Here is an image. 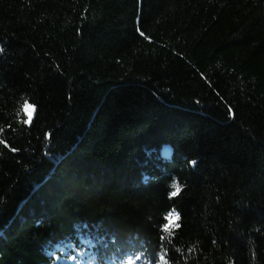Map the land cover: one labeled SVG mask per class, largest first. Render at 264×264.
I'll return each instance as SVG.
<instances>
[{
  "label": "trees",
  "instance_id": "obj_1",
  "mask_svg": "<svg viewBox=\"0 0 264 264\" xmlns=\"http://www.w3.org/2000/svg\"><path fill=\"white\" fill-rule=\"evenodd\" d=\"M0 49V264H264V0H0Z\"/></svg>",
  "mask_w": 264,
  "mask_h": 264
},
{
  "label": "snow or ice",
  "instance_id": "obj_2",
  "mask_svg": "<svg viewBox=\"0 0 264 264\" xmlns=\"http://www.w3.org/2000/svg\"><path fill=\"white\" fill-rule=\"evenodd\" d=\"M0 51H2V49H0ZM29 107H31L32 113H34L35 112V107L34 106H29L27 104L25 105L26 109L29 108ZM31 119H32V116H31V114H29V119L27 121H25V123H30ZM0 143H3V141L0 140ZM13 151H15V149H13ZM192 163L195 164V161H193ZM170 187L173 189V191L170 192V196L171 197L177 196L180 193V191H181V186L175 181L173 182V184ZM167 219H169L170 223H172L174 221H178L180 219V217H179L178 214H175L174 212H172V213L168 214ZM174 227L178 228L179 224H174ZM165 232L168 233L169 235H171V232L169 231V228H168L167 225L165 226ZM137 259H139V257H137ZM161 261L163 262V264H167V262L164 261L163 255L161 256ZM129 264H134V262L130 261Z\"/></svg>",
  "mask_w": 264,
  "mask_h": 264
},
{
  "label": "rangeland",
  "instance_id": "obj_3",
  "mask_svg": "<svg viewBox=\"0 0 264 264\" xmlns=\"http://www.w3.org/2000/svg\"><path fill=\"white\" fill-rule=\"evenodd\" d=\"M26 104L29 105L28 103H26ZM26 104H24L25 114L23 116V122H25V121H27L29 119V114H31V116L33 117V113H32L31 107H29V108L26 109L25 108V105ZM29 106H31V105H29ZM87 257L88 256L86 254H82V253L78 255V258H76L75 255L71 254L70 260L71 259H74V262L75 263H77V264H84L86 262V260H87ZM91 264H94V263H91Z\"/></svg>",
  "mask_w": 264,
  "mask_h": 264
}]
</instances>
